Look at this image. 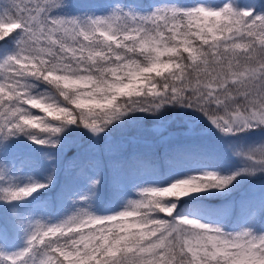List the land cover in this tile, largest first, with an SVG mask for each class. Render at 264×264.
Masks as SVG:
<instances>
[{
  "label": "snow or ice",
  "instance_id": "obj_1",
  "mask_svg": "<svg viewBox=\"0 0 264 264\" xmlns=\"http://www.w3.org/2000/svg\"><path fill=\"white\" fill-rule=\"evenodd\" d=\"M66 0H0V264H264V184L216 213L189 209L193 194L225 195L264 175V3L241 0H159L151 10L109 0L97 13H72ZM56 10V11H54ZM11 46V47H10ZM170 106L202 114L238 165L194 163L166 183L134 184L116 210H94L103 180L101 160L88 193L58 219L22 213L20 202L50 191L54 153L71 130L99 141L135 114L161 116ZM260 135L249 141L247 137ZM43 146L50 167L43 179L14 175L4 153L13 138ZM202 146L165 154L213 158ZM23 163V162H22ZM71 166H75V162ZM154 168L133 154L112 166L120 189L126 173ZM76 203V200H73ZM245 220L228 230L223 217ZM23 230L24 246L8 250Z\"/></svg>",
  "mask_w": 264,
  "mask_h": 264
},
{
  "label": "rangeland",
  "instance_id": "obj_2",
  "mask_svg": "<svg viewBox=\"0 0 264 264\" xmlns=\"http://www.w3.org/2000/svg\"><path fill=\"white\" fill-rule=\"evenodd\" d=\"M67 9L72 13L85 11H96L98 14L108 8L109 0H66ZM159 0H123V3L136 4L141 10H151ZM181 3L191 4L194 0H180ZM217 2V0H209ZM242 3H264V0H241ZM56 11V10H54ZM11 47V46H10ZM190 110L197 115L198 121H207L203 127L191 125L187 128H171L169 123L168 109L161 116H151L145 114H135L131 119L117 123L99 141L93 140L86 130L73 129L64 138V142L56 149L55 155L58 156V172L55 178L54 187H58L57 194L54 196L50 191H41L39 195L34 194L27 203L20 202L22 213H34L36 216H44L58 219L66 213H70L80 201L77 193L84 195L90 188V178L96 175L95 167L86 165V162L99 158L102 162L103 180L99 187L96 197L93 199L94 210L99 214H105L116 210L122 204L121 196L135 195L134 184L142 181L150 183H166L169 175L176 172L183 173L194 163H208L209 166L216 168H229L238 165L239 161L234 159L228 148L229 139L219 134L210 122L200 113L193 109ZM189 112V111H186ZM258 132L251 133L247 139L249 141L257 138ZM178 146H202L213 150V158L204 160L198 157L179 156L173 161H167L165 154ZM72 148V149H71ZM47 149L38 146L25 138H13L8 150L4 153L5 158L16 165L14 175L21 179L29 175L37 179H43L49 170L50 161H47L43 153ZM133 154H145L152 157L154 168H138L132 173H126L123 177L122 187L116 189L112 182V166L114 163L126 161ZM23 162V163H22ZM75 162V166H71ZM264 184V175L241 181L236 188L227 196L234 199H226L223 195L220 199L212 200L216 195L203 193L193 194L195 199L189 200V209H201L205 212L216 213L225 209L230 204L241 200L242 197L254 190L257 200L261 195V185ZM52 187V188H54ZM76 200V203H73ZM234 213L223 217L228 230L238 229L245 220L241 217L234 219ZM8 218L7 207H0V221ZM233 219V220H232ZM5 222V221H4ZM255 227L257 230H264V217H260ZM25 235L23 230H18L8 244L9 251H15L24 246Z\"/></svg>",
  "mask_w": 264,
  "mask_h": 264
},
{
  "label": "trees",
  "instance_id": "obj_3",
  "mask_svg": "<svg viewBox=\"0 0 264 264\" xmlns=\"http://www.w3.org/2000/svg\"><path fill=\"white\" fill-rule=\"evenodd\" d=\"M168 111H169L168 112V114H169L168 115V117H169L168 121H169L170 125H172L171 128H177V127L187 128L191 125H194L195 127H203V125H205L207 123V121H198L199 120L198 116L193 114L192 111L182 110V108L179 106H170L168 108ZM186 111H189V112H186ZM58 187H54L52 189V194L54 196L61 195L60 192L57 194ZM227 194H230V193H226L225 195H227ZM222 196L223 195H216V196L211 197V199L217 200ZM236 216H237V214L234 215V217H236ZM7 219L8 218L6 217L4 219V221L7 222Z\"/></svg>",
  "mask_w": 264,
  "mask_h": 264
}]
</instances>
